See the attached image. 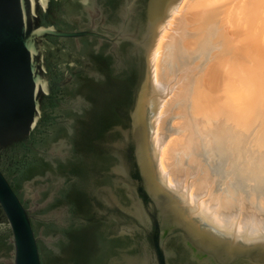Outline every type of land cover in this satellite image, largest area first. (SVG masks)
Wrapping results in <instances>:
<instances>
[{
  "label": "water",
  "instance_id": "1",
  "mask_svg": "<svg viewBox=\"0 0 264 264\" xmlns=\"http://www.w3.org/2000/svg\"><path fill=\"white\" fill-rule=\"evenodd\" d=\"M104 1L0 0V264H264V231L160 171L153 57L181 0H119L112 25Z\"/></svg>",
  "mask_w": 264,
  "mask_h": 264
},
{
  "label": "bare ground",
  "instance_id": "2",
  "mask_svg": "<svg viewBox=\"0 0 264 264\" xmlns=\"http://www.w3.org/2000/svg\"><path fill=\"white\" fill-rule=\"evenodd\" d=\"M264 0H181L154 50L164 180L222 225L264 231Z\"/></svg>",
  "mask_w": 264,
  "mask_h": 264
},
{
  "label": "flooded vegetation",
  "instance_id": "3",
  "mask_svg": "<svg viewBox=\"0 0 264 264\" xmlns=\"http://www.w3.org/2000/svg\"><path fill=\"white\" fill-rule=\"evenodd\" d=\"M118 1L119 0H105L104 1V6L107 12H105V14L103 15L102 21L106 25H112V23H116L118 21L116 20V14L114 13V10H116L117 6L119 5ZM121 1L123 3L124 0H121ZM109 47L110 45L107 42H104L96 53L99 55L100 58H102L106 62V64L108 65L111 71H115L116 60H115L113 53L109 52ZM130 49H131L130 43L128 42L122 43L120 45V49L118 51L119 60H120V64L118 65V67H120V71L126 70L128 72V71H131L132 69V64H134V57L131 56ZM118 74L119 72H117V75Z\"/></svg>",
  "mask_w": 264,
  "mask_h": 264
},
{
  "label": "rangeland",
  "instance_id": "4",
  "mask_svg": "<svg viewBox=\"0 0 264 264\" xmlns=\"http://www.w3.org/2000/svg\"><path fill=\"white\" fill-rule=\"evenodd\" d=\"M264 28V27H263ZM263 32H264V29H263Z\"/></svg>",
  "mask_w": 264,
  "mask_h": 264
}]
</instances>
